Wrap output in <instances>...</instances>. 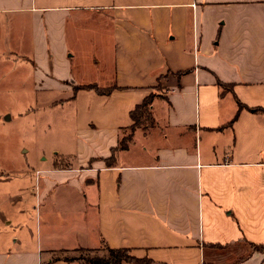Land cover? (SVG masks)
Masks as SVG:
<instances>
[{"label":"crops","instance_id":"obj_1","mask_svg":"<svg viewBox=\"0 0 264 264\" xmlns=\"http://www.w3.org/2000/svg\"><path fill=\"white\" fill-rule=\"evenodd\" d=\"M5 22L1 94L55 108L41 125L68 137L11 167L0 109V264H81L65 255L101 241L147 259L123 264H264V0H0Z\"/></svg>","mask_w":264,"mask_h":264},{"label":"rangeland","instance_id":"obj_2","mask_svg":"<svg viewBox=\"0 0 264 264\" xmlns=\"http://www.w3.org/2000/svg\"><path fill=\"white\" fill-rule=\"evenodd\" d=\"M90 16L95 19L93 15ZM9 20L15 21L12 23L19 26L18 28H16V32H13V35L19 34L18 32L21 30L22 25L21 22H17L16 17L10 18ZM77 20H80L83 25L86 24V21L91 22V20H89V16L84 14H79L77 16ZM8 24V22H5L3 28L0 26V56L2 55V53L7 54V52L9 51H15V49L12 48V45L7 44V39H5L10 34V31L8 30V28H6ZM86 29L87 28L85 26L79 28L81 40L78 43V51L81 52L83 60L73 59V61L71 62V66H73V68L78 61L86 62L89 57L88 44L83 41L84 35L87 31ZM0 68L2 69H0V74L3 73L6 78L13 73L12 69L7 64L1 65ZM9 82L10 81L7 82L8 85L4 91L6 92V94H1L0 92V109L1 111L9 110L11 113H13L14 120L3 123L4 138L3 140H1V143H3L2 152H6V157L1 156V158H3L6 161L7 165L11 167L15 165L20 167L24 159V155L28 157L29 160H33L39 157L40 154L51 158V156L54 155L53 150L55 149H57L59 152H63L64 148L61 138L68 136H57L58 132L55 130V126H52V130H48V127H44L43 125H41V121H44L45 119H47L49 122H52L54 118L53 116L55 114V108H53L52 110H50L49 108H44L42 107L43 104H40L39 100V105L36 106L35 96H31L27 92L16 94L15 89H13V84H10ZM24 103H27V106L24 110H22ZM17 112L22 113V117H18ZM24 149L25 152L22 154V151ZM57 156V165H67V162L64 161L63 156ZM4 162L1 161V165H3ZM230 249L231 248H220L218 252L227 253L230 251ZM245 249L246 251H249L250 246H243V249L241 251H244ZM237 250H239V248ZM259 251L264 254V247H261ZM97 253L101 255V253H103V250L97 251ZM90 254L93 253L88 251L85 252L84 250H77L72 251L69 254L67 253L65 257H74L81 260V258L86 259V256ZM234 259V257L230 256L228 259H226L225 262L231 263L234 261Z\"/></svg>","mask_w":264,"mask_h":264},{"label":"trees","instance_id":"obj_3","mask_svg":"<svg viewBox=\"0 0 264 264\" xmlns=\"http://www.w3.org/2000/svg\"><path fill=\"white\" fill-rule=\"evenodd\" d=\"M81 87H87V88H92L95 91L101 92V93H107L109 92L111 89H107V90H102L100 89L97 85H91V84H87V85H81L76 87L75 89L81 88ZM155 97V94L150 93L148 96H146L142 102L138 105H136L134 107V109L130 112V116L132 119V125L130 126V129L135 128L136 126H139L142 124V122L149 120L150 119V105L151 102L153 100V98ZM244 108V106L238 104V109L234 115V117H236V115L238 114V112L241 110V108ZM247 109H249L251 112L253 113H258V112H264V108H257V107H247ZM234 117L232 119H234ZM132 132L133 131H128V133L124 132V135H122L119 139L118 145L117 147L113 148V150L111 151V157H109L108 159H105L106 164H109L113 157H114V151L116 149H125L128 145V142L131 140V136H132ZM250 246L254 249H261V247L264 246H259V245H255V244H250ZM79 250H84L85 252H92L93 254H90L88 256H86V259L81 258L80 263L81 264H123L124 262H141V263H146L147 259H140L138 257H135L133 254H131V250L129 248H124V247H120V248H112L110 247L107 243H105V241H101V246L99 248H81ZM103 250V253L98 254L97 251H101ZM71 259H76L74 257L71 258H67L65 257V260H71ZM79 260V259H78ZM83 261V262H82Z\"/></svg>","mask_w":264,"mask_h":264}]
</instances>
